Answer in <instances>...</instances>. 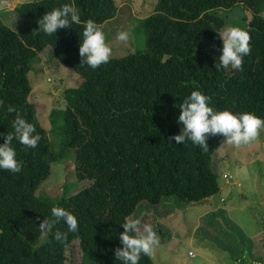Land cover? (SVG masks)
<instances>
[{
	"label": "trees",
	"instance_id": "trees-1",
	"mask_svg": "<svg viewBox=\"0 0 264 264\" xmlns=\"http://www.w3.org/2000/svg\"><path fill=\"white\" fill-rule=\"evenodd\" d=\"M66 3L78 10L80 25L50 36L38 29L47 11ZM153 7L143 20L146 49L112 57L97 69L81 65L84 22L102 25L114 18L116 0L27 1L13 8L15 17L0 18V144L14 131L17 113L41 136L36 148L13 140L21 172L0 169V264H68L73 243L82 252L80 264H123L115 256L122 224L142 201L158 205L170 198L180 206L220 191L213 154L225 137L209 135L207 151L171 139L183 128L175 116L184 99L199 90L216 111L264 118V0H156ZM235 8L244 10L237 14L251 36V53L243 71L218 70L219 32L229 19L220 12ZM48 46L83 78L65 90V107L50 117L52 130L40 123L29 100L32 62ZM9 105L16 113L8 112ZM69 158L75 160L77 183L89 184L78 183L74 194L46 197L41 185L52 163ZM53 206L76 215L78 231L69 232L61 220L42 237L39 224L52 219ZM57 230L68 234L63 243L55 239ZM139 264L154 262L142 254ZM245 264L264 263L249 256Z\"/></svg>",
	"mask_w": 264,
	"mask_h": 264
},
{
	"label": "rangeland",
	"instance_id": "rangeland-1",
	"mask_svg": "<svg viewBox=\"0 0 264 264\" xmlns=\"http://www.w3.org/2000/svg\"><path fill=\"white\" fill-rule=\"evenodd\" d=\"M27 1L36 0H8L0 8L2 21L8 15L15 17L12 8ZM155 1L116 0V16L101 25L106 42L113 48L112 57L146 49L143 20L154 9ZM237 10L244 11L222 9L220 13L229 19L220 32L229 27L244 28ZM120 30L129 33L127 44L116 40ZM53 53L51 46L46 47L32 62L29 72L32 82L29 100L36 106L40 123L48 130H52L53 111L66 105L65 90L83 81L78 73L53 57ZM178 117L175 116L177 120ZM56 139L53 137L57 143ZM213 167L220 185L217 194L180 206L170 198L158 205L142 201L130 216L139 219L141 225H151L159 236V245L152 256L154 264H245L251 251L257 255L251 256L252 259L264 261V129L249 145L236 147L222 143L213 154ZM75 168L74 158L52 163L51 175L41 185V192L53 199L65 190L68 195L78 192L80 185L85 187L89 182H78L79 185ZM257 232L260 235L254 236ZM190 250L195 257L188 254ZM67 254L68 264H80L82 252L77 243L71 244Z\"/></svg>",
	"mask_w": 264,
	"mask_h": 264
},
{
	"label": "clouds",
	"instance_id": "clouds-1",
	"mask_svg": "<svg viewBox=\"0 0 264 264\" xmlns=\"http://www.w3.org/2000/svg\"><path fill=\"white\" fill-rule=\"evenodd\" d=\"M7 2L8 0H0V8H3ZM38 22V29L50 36L56 34L59 29L71 28L73 24L80 25L81 17L72 4L66 3L61 7L47 11ZM219 34L223 40V47L216 69L231 68L243 71L244 57L251 53L250 34L239 27H229ZM82 35L83 39L79 48V54L82 57L81 65L86 64L91 69H97L101 65L107 64L112 58L113 48L106 42L103 27L89 19L84 22ZM116 40L121 44H127L129 33L125 30L118 31ZM210 100L211 97L199 90H194L180 104L181 112L178 123L182 124L183 128L180 133L171 137L176 144L191 141L194 145L207 151L209 135H222L225 137L223 144L236 147L249 145L260 137L261 130L264 129V118L252 112L238 114L229 109L216 111L209 106ZM7 110L9 113L17 111L12 105H9ZM12 127L14 131L3 135L5 142L0 144V169L19 173L22 170V165L17 159L13 140L19 141L26 148H36L41 136L36 133L35 126L18 113L12 121ZM51 216L52 219L46 218L39 224L42 237H46L52 231L54 224L61 220L67 225L69 232L78 231L77 216L65 208L53 206ZM122 225L124 231L119 234L122 247L115 249L117 260L122 261L123 264H139L142 254L148 257L155 254L160 240L151 225H141L139 219L130 217H126ZM67 235V232L57 230L55 239L63 243L67 239Z\"/></svg>",
	"mask_w": 264,
	"mask_h": 264
},
{
	"label": "crops",
	"instance_id": "crops-1",
	"mask_svg": "<svg viewBox=\"0 0 264 264\" xmlns=\"http://www.w3.org/2000/svg\"><path fill=\"white\" fill-rule=\"evenodd\" d=\"M15 7H16V6H15ZM12 9H13V8H12ZM229 176H230V175H229ZM259 235H260V233H259V232H257V233H255V235H254V236H259ZM250 254H251V256H252V257H253L254 255H255V256H257V255H256V254H255L253 251H251V253H250ZM254 259H255V258H254ZM254 259H253V260H254ZM256 260H257V261H260L259 259H256ZM261 262H263V263H264V261H262V260H261Z\"/></svg>",
	"mask_w": 264,
	"mask_h": 264
},
{
	"label": "built area",
	"instance_id": "built-area-1",
	"mask_svg": "<svg viewBox=\"0 0 264 264\" xmlns=\"http://www.w3.org/2000/svg\"><path fill=\"white\" fill-rule=\"evenodd\" d=\"M189 254H190L191 256H195V253H194L193 251H190Z\"/></svg>",
	"mask_w": 264,
	"mask_h": 264
}]
</instances>
